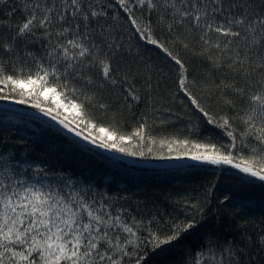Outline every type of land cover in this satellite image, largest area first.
<instances>
[{"label":"snow or ice","instance_id":"1","mask_svg":"<svg viewBox=\"0 0 264 264\" xmlns=\"http://www.w3.org/2000/svg\"><path fill=\"white\" fill-rule=\"evenodd\" d=\"M10 2L0 0L6 11L0 18V100L30 104L86 145L106 152L145 159L159 143L168 155L153 159L230 166L264 182V0H114L139 38L178 66L179 91L207 124L226 134V144L157 141L147 133L146 121L130 134L100 122L93 109L110 110L100 93L106 87L124 88L130 74L132 79L136 75L116 65L122 45L109 22L118 18L112 0H17L7 10ZM17 11L21 18L14 20ZM145 13L155 14L170 35L177 34L173 45L187 51L184 37L191 38L213 69L233 73L232 81L216 86L232 115L217 117L202 105L191 91L195 81H189L185 62L154 36L150 22H141ZM37 44L39 54L31 47ZM124 92L126 101L140 100L131 86ZM237 98L240 111H235ZM29 171L35 176L43 169L0 151V264H146L143 253L149 246L173 245L197 226L194 220L174 222L161 233L153 228L155 217L130 215L106 193L71 179L62 187H37L26 178ZM258 242L264 246V236ZM202 248L207 255L192 254L191 264H245L239 249L222 247L211 237Z\"/></svg>","mask_w":264,"mask_h":264},{"label":"trees","instance_id":"2","mask_svg":"<svg viewBox=\"0 0 264 264\" xmlns=\"http://www.w3.org/2000/svg\"><path fill=\"white\" fill-rule=\"evenodd\" d=\"M112 2V11L118 16L116 21H109L115 25L112 35L122 45L116 65L136 74L135 79L130 74L124 88L131 86L140 100L136 102L129 98L126 101L124 88L106 87L100 95L110 105V110L102 114L93 109L100 122L130 134L146 121L147 133L157 141L187 138L229 143L226 134L207 124L179 91L178 66L160 49L141 40L124 13L114 0ZM254 2L259 4L262 0ZM16 4L17 0H11L7 10ZM5 16L6 11L0 9V18ZM137 17H140L139 12ZM19 18L17 11L13 19ZM141 22H150L154 36L176 51L185 62L189 81H195L191 91L202 105L217 117L225 113L232 115L233 110L224 107L220 101L216 86L221 81H232L233 73L226 68L213 69L211 62L199 54L200 45L191 38L184 37L189 43L187 51L178 44L173 45L172 40L177 34L170 35L158 23L155 14L145 13ZM31 47L39 54L40 45ZM0 103L37 111L30 104H16L11 100H0ZM241 107L242 101L237 98L235 111H240ZM233 122L239 130L240 122ZM85 149L88 148L36 117L0 108V151L15 154L17 160L26 161L32 169H43L35 176L32 171L27 173L26 178L37 187L58 184L62 187L63 180L71 179L78 186L91 187L100 195L106 193L130 215L144 220L155 217L153 228L161 233L174 222H196L197 226L179 242L160 249L153 250L151 246L145 249L146 264H191L192 254L205 251L207 255V249L202 245L210 237L218 240L222 247L239 249L245 264H264V246L258 242L259 237L264 236V183L223 167L188 165L163 170L142 169ZM153 149L152 154L146 153L145 159L127 157L164 161L151 157L160 153L168 155L167 148L160 149L157 143Z\"/></svg>","mask_w":264,"mask_h":264},{"label":"water","instance_id":"3","mask_svg":"<svg viewBox=\"0 0 264 264\" xmlns=\"http://www.w3.org/2000/svg\"><path fill=\"white\" fill-rule=\"evenodd\" d=\"M0 108H4V109H8V110H12V111H16V112H21V109L12 106V105H5L0 103ZM21 113L27 114L28 116H33L36 117L40 120H42L44 123L48 124L49 126H52L56 129H58L59 131H61L63 134L69 136L70 138H72L73 140H75L76 142H78L79 144H81L82 146H85L88 149L94 150L97 153L104 155L106 157H109L110 159L119 161L123 164H130L133 165L137 168H142V169H151V170H163V169H173L175 167H182V166H201V167H216V166H211V165H203V164H195V162H192L190 160H164V161H141V160H136V159H132L129 158L125 155H122L120 153H116V152H106L102 149H98L95 148L92 145H86L85 141L80 140V138L73 136L72 133L67 132L65 129H63L59 124H57L55 121L51 120L49 117L44 116L42 113H40L39 111H22ZM223 168H226L230 171H233L235 173H239L241 175H244L243 173L238 172L235 169H232L230 166H220ZM245 176V175H244ZM247 177V176H246ZM254 179V178H252ZM256 180V179H254ZM259 181V180H256ZM261 182V181H259ZM264 183V182H262Z\"/></svg>","mask_w":264,"mask_h":264},{"label":"bare ground","instance_id":"4","mask_svg":"<svg viewBox=\"0 0 264 264\" xmlns=\"http://www.w3.org/2000/svg\"><path fill=\"white\" fill-rule=\"evenodd\" d=\"M2 104H4V103H2ZM5 105H7V104H5ZM12 106H13V105H12ZM2 109H4V108H2ZM22 111H27V110H21V112H22ZM23 114H24V113H23ZM24 115H27V114H24Z\"/></svg>","mask_w":264,"mask_h":264}]
</instances>
